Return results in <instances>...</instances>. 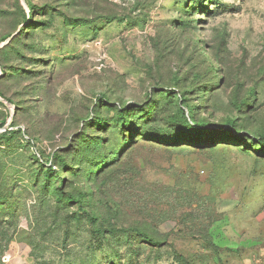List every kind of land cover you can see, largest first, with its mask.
Segmentation results:
<instances>
[{"label": "rangeland", "instance_id": "374dc122", "mask_svg": "<svg viewBox=\"0 0 264 264\" xmlns=\"http://www.w3.org/2000/svg\"><path fill=\"white\" fill-rule=\"evenodd\" d=\"M261 135L264 0H0V264H264Z\"/></svg>", "mask_w": 264, "mask_h": 264}, {"label": "trees", "instance_id": "16d2710c", "mask_svg": "<svg viewBox=\"0 0 264 264\" xmlns=\"http://www.w3.org/2000/svg\"><path fill=\"white\" fill-rule=\"evenodd\" d=\"M182 99H184L182 97ZM191 113V111H186L185 109L181 108L180 109V115L178 116V122L181 123V125L184 126V129H183V132L182 133V136H185L187 138H201L202 136H204V132L201 130V127L200 126H192V124L189 122V118H191L189 116V114ZM204 127V125H203ZM142 134H144V136H147L148 134H153V135H156V138H167V136L163 133H154V132H151L149 130H146L144 131ZM193 134V135H191ZM241 133H231L229 135H225V137H228L230 139H238L241 135ZM212 136V135H211ZM259 143V147L260 149L264 152V135H261L259 138H258V142ZM101 232V231H100ZM142 236H143V239L145 240V242H148L150 244H153V245H158L160 243H158L156 240H154L153 238L147 236L146 234L144 233H141Z\"/></svg>", "mask_w": 264, "mask_h": 264}, {"label": "water", "instance_id": "95a60500", "mask_svg": "<svg viewBox=\"0 0 264 264\" xmlns=\"http://www.w3.org/2000/svg\"><path fill=\"white\" fill-rule=\"evenodd\" d=\"M2 46H4V45H2Z\"/></svg>", "mask_w": 264, "mask_h": 264}]
</instances>
